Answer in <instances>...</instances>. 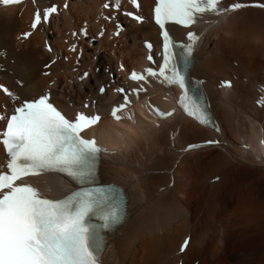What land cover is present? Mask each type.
I'll return each mask as SVG.
<instances>
[{
    "label": "bare ground",
    "instance_id": "6f19581e",
    "mask_svg": "<svg viewBox=\"0 0 264 264\" xmlns=\"http://www.w3.org/2000/svg\"><path fill=\"white\" fill-rule=\"evenodd\" d=\"M39 1L48 7L62 0ZM255 1L264 2L244 0ZM105 2L115 4L116 0H76L59 15L60 25L56 17L48 29L42 26L28 40L17 38L27 29L34 9L29 4L0 8V52L5 53L0 55V83H5L21 99H31L45 93L54 81L52 99L67 114L75 116L87 98L96 99V109L104 114L103 123L95 131L106 148L117 154L105 155L99 180L126 189L128 215L126 222L109 236L103 261L105 264H178L180 260L183 264H264V152L258 143L262 137L264 141V104L255 105L258 88L264 86V10L245 8L219 18V24L214 27L203 21L193 27L203 38L191 75L204 80V89L220 125L217 136L222 143L218 147L186 152L183 149L188 144L213 140L215 133L177 116L159 121V127L136 116L139 122L136 130L127 122L115 124L107 119V106L116 100V95L109 89L100 96L98 90L109 80L106 69L116 71L113 59L116 53L110 44L119 38L112 37L113 26L101 19L96 23L97 28L95 25L96 35L101 29L105 34L95 47L100 52L99 61L90 69L88 78L70 86L58 76L65 70L75 71L71 61L64 62L63 52L70 51L71 33L84 21L77 13L85 12L95 22ZM142 2L148 22L128 21L129 33L140 34V39H133L139 42L137 46L130 42L133 45L129 43L125 47L123 63L128 68L129 61L139 62V67L145 65L142 42L147 38L157 41L159 35L150 22L153 0ZM232 2L225 0V4ZM120 4L125 8L130 6L129 0H120ZM206 19L211 21L215 17ZM173 29L177 37L184 39L186 30ZM50 31H53L52 53L43 48ZM125 34H121L122 39L127 37ZM53 58H57L56 63L45 70L44 66ZM96 68L100 72L96 73ZM47 71L50 75H44ZM226 78L232 79V88H219L220 80ZM149 85L139 104L152 99L168 108L162 98L171 97L175 90L157 83ZM141 105H138L140 111ZM12 108L9 98L0 92V114H8ZM3 125L0 121V129ZM121 133L128 138L126 147ZM32 181L48 196L56 198L75 188L74 183L56 175ZM186 238L190 242L180 254L181 242Z\"/></svg>",
    "mask_w": 264,
    "mask_h": 264
},
{
    "label": "snow or ice",
    "instance_id": "6c2138e0",
    "mask_svg": "<svg viewBox=\"0 0 264 264\" xmlns=\"http://www.w3.org/2000/svg\"><path fill=\"white\" fill-rule=\"evenodd\" d=\"M36 2L32 0L34 5ZM130 2L138 10L137 13L125 11L123 15L138 24L148 22L142 14H138L141 10L138 0ZM24 3L25 0H0V6L4 8ZM120 7V0H116L115 8ZM248 7L264 9V3L155 0L152 20L160 31V50L154 54V45L144 42L147 60L152 66L143 73H130L128 79L136 87L118 86L114 89L121 100L111 106L109 118L117 124L127 122L133 130L138 129L132 97L135 96L139 103L141 95L147 91L143 84L155 81L166 89H180L177 107L201 126L214 127V118L203 91L204 82L191 76L195 65L194 53L203 38L202 34L192 29L202 21L214 27L219 24V18H227ZM63 8H69L67 0ZM103 8L109 9L110 4L105 2ZM54 14H58L56 4L42 10L38 8L30 25L32 31L22 33L18 39L28 40L44 24L50 23ZM207 17L215 19L208 21ZM112 18L104 16L105 20ZM169 25L186 30L184 39L175 40ZM116 28L113 35L118 37L124 29L119 23ZM104 34L101 29L99 36ZM72 35L77 37L76 32ZM79 35L87 37L88 33L81 29ZM47 50L53 51L51 46H47ZM70 50L76 51V44ZM0 55L5 53L0 52ZM55 63L53 60L46 67L51 68ZM44 75H50V72ZM88 75L85 72L80 79L84 80ZM220 86L231 88L233 85L230 81H223ZM107 87L102 84L99 93L104 94ZM0 91L13 103L10 115L0 114V121L6 124L0 131V144L6 152L5 162L0 164V264H101L108 237L114 235L127 219V195L124 190L99 180L103 156L117 154L102 146L96 138L95 130L103 123L104 117L98 110L89 113L78 111L74 118L69 119L51 101L49 92L21 99L3 85H0ZM261 103L264 104V101ZM88 107L86 103L84 108ZM146 108L153 118L159 120L166 121L175 114L174 111H162L151 102ZM156 126L159 127L158 124ZM89 132L93 133L90 137ZM110 132L114 134V130ZM120 138L125 141L126 147L128 138L122 133ZM261 144L264 145V141ZM203 146L189 145L183 150L192 151ZM50 175L67 178L76 185L75 189L60 199H52L30 182L33 178ZM188 243V240L184 241L180 252H184Z\"/></svg>",
    "mask_w": 264,
    "mask_h": 264
},
{
    "label": "rangeland",
    "instance_id": "374dc122",
    "mask_svg": "<svg viewBox=\"0 0 264 264\" xmlns=\"http://www.w3.org/2000/svg\"><path fill=\"white\" fill-rule=\"evenodd\" d=\"M63 1V0H62ZM62 1H61V3H62ZM74 2H76V0H71L70 1V5H72V3H74ZM78 14V16L81 18V19H83L84 21H86V20H89L90 22H91V32H93V34H94V36L96 35L95 34V25H96V28L98 27L97 26V24H96V22H94L93 21V18H91V17H89V15L88 14H86L85 12H78L77 13ZM21 15V13H19L18 14V16H20ZM55 20V19H54ZM53 20V21H54ZM56 22L57 23H59L58 21H59V17H57L56 18ZM83 21V22H84ZM82 22V23H83ZM82 23H81V25H82ZM61 24V22L59 23V25ZM58 25V24H57ZM94 25V26H93ZM112 26V25H111ZM136 26V25H135ZM81 27V26H80ZM54 30H56L55 28H54ZM127 32V33H126ZM130 32V29H129V22L127 23V28H126V30H125V32H123L122 34L124 35L125 33V35H127V37H125L124 39H122L121 38V34H120V37H119V41L117 42V40L115 41V43H113V45H111L110 44V47L112 46V48L114 49V51L115 52H113V53H116V57H113V59H115V61H114V64L115 65H117V63H118V61L117 60H120V58H121V60L122 61H124L125 59H126V53H125V47L127 48V46H130V45H133V46H137V44L139 43H137V42H134V38H137V39H140V34H131V33H129ZM51 34V35H50ZM48 35L49 36H53V31H50L49 33H48ZM115 39V38H114ZM122 39V40H121ZM100 40V39H99ZM120 40L122 41V42H120ZM133 43V44H131V43ZM129 43H130V45H129ZM125 44V45H124ZM99 45V43H98V41L97 42H95L94 43V46L93 45H90V46H88L87 48L85 47V54H84V57H83V61H82V63H81V65H80V67L79 66H77V63H75L74 61H73V58H71V56L69 55V51L66 49V51L65 52H63V54H65L64 55V57H66L67 56V54L69 55L68 56V58H65V60H64V62H66V63H70L69 61H71L72 63H73V66L75 67L74 68V70L75 71H72V72H70L69 70L67 71V70H65V71H63V72H60L59 74H58V76L62 79V81L64 82V84L65 85H70V86H73V85H77L78 83H80V77H78L77 78V76H79V75H81L84 71L83 70H90L92 67H94L96 64H97V61H99V55H100V52L99 51H97L96 50V46H98ZM127 45V46H126ZM96 47V48H95ZM97 51V52H96ZM96 52V53H95ZM86 54H88V55H86ZM93 56H94V58H93ZM74 57H75V55H74ZM98 58V59H97ZM69 59V60H68ZM136 60H138L137 59V57L135 58ZM129 60V59H128ZM96 61V62H95ZM139 61V60H138ZM91 62V63H90ZM132 62V63H131ZM91 65H90V64ZM135 63V64H134ZM128 64H131L130 65V68H132L134 65H135V67L136 66H138L139 65V62H133V61H129V63ZM86 65V66H85ZM93 65V66H92ZM235 65H236V63H235ZM84 66L86 67V68H84ZM79 68V69H78ZM73 70V69H72ZM96 70V72H100V70L98 69V68H96L95 69ZM98 70V71H97ZM75 73V74H74ZM66 75H68V76H66ZM79 80V81H78ZM83 81V80H82ZM81 81V82H82ZM74 83V84H73ZM77 83V84H76Z\"/></svg>",
    "mask_w": 264,
    "mask_h": 264
}]
</instances>
